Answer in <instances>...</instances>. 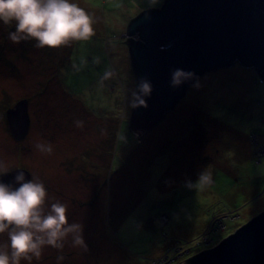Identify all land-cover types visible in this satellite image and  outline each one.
Listing matches in <instances>:
<instances>
[{
  "label": "rangeland",
  "instance_id": "rangeland-1",
  "mask_svg": "<svg viewBox=\"0 0 264 264\" xmlns=\"http://www.w3.org/2000/svg\"><path fill=\"white\" fill-rule=\"evenodd\" d=\"M71 2L93 18L88 41L58 49L37 48L31 38L14 44L15 24L0 23V162L44 184L45 212L66 204L86 245L72 247L69 238L62 249L45 246L31 264H180L264 211V83L255 71L235 64L207 73L137 142L126 29L164 0ZM105 72L112 74L102 81ZM18 100V122L30 119L19 140L3 111ZM37 143H50L52 154ZM205 170L212 185L190 188ZM220 219L226 230L210 236L218 226L209 223ZM202 239L207 245L197 246Z\"/></svg>",
  "mask_w": 264,
  "mask_h": 264
},
{
  "label": "water",
  "instance_id": "water-1",
  "mask_svg": "<svg viewBox=\"0 0 264 264\" xmlns=\"http://www.w3.org/2000/svg\"><path fill=\"white\" fill-rule=\"evenodd\" d=\"M125 38L135 75L134 92L139 94L143 80L151 85L150 94L142 97L145 105L131 107L129 128L137 142L207 73L238 64L254 70L264 83V0H164L159 8L134 17ZM175 69L192 72L194 77L172 87ZM21 104L6 111L18 140L25 137L29 127L28 115L24 123L16 118ZM20 171L25 181L30 179L29 172L22 169L2 173L0 182L18 188L15 176ZM180 264H264V211L217 245Z\"/></svg>",
  "mask_w": 264,
  "mask_h": 264
},
{
  "label": "clouds",
  "instance_id": "clouds-1",
  "mask_svg": "<svg viewBox=\"0 0 264 264\" xmlns=\"http://www.w3.org/2000/svg\"><path fill=\"white\" fill-rule=\"evenodd\" d=\"M160 3L161 0H149L150 6ZM0 23L15 24V31L8 34V39L14 44L31 38L36 41L35 47L40 49H58L72 41H88L95 34L92 16L71 0H0ZM111 74L105 72L102 81ZM193 77L192 72L175 69L171 86L177 87ZM150 92V83L141 81L139 94L133 92L131 107L144 106L142 97ZM76 125L81 127L83 122L77 121ZM35 147L43 154L51 155L53 152L50 143H37ZM6 171L0 162V174ZM15 181L20 185L15 189L0 182V234L7 232L8 239L7 243L0 244V264H21V260L31 264L33 258L38 260L41 257L45 246L62 249L69 238L72 247L86 248L82 226L69 223L66 204L59 201L51 203L50 210L45 212L43 206L47 192L44 184L38 178L25 181L22 171L17 173ZM212 183L211 172L205 170L189 187L203 191Z\"/></svg>",
  "mask_w": 264,
  "mask_h": 264
},
{
  "label": "trees",
  "instance_id": "trees-1",
  "mask_svg": "<svg viewBox=\"0 0 264 264\" xmlns=\"http://www.w3.org/2000/svg\"><path fill=\"white\" fill-rule=\"evenodd\" d=\"M44 52H48V51H44ZM256 83H257V82H256ZM8 109H9V107H5L4 110H3L4 113H6V111H7ZM221 220H222V219H220V220H211V222L209 223V225H211V223H213V224L217 225L218 228H213V229H212V226H210L211 231L214 230V229H215V230L217 229V232H215V233H213V234H210V236H212V235H214V234L220 232V229H222L223 232L226 230V226L221 222ZM209 225H208V226H209ZM220 226H221V228H220ZM238 227H239V226H238ZM208 228H209V227H208ZM232 232H234V230H233ZM230 233H231V232H230ZM227 235H228V234H227ZM227 235H226V236H227ZM226 236H225V237H226ZM210 239L212 240V243H213V242H214L213 238L211 237ZM221 240H222V239H221ZM218 242H219V241H218ZM218 242H217V243H218ZM199 245H205V246H206L207 244H205V243H204V240L202 239V241H201L200 243L197 244V246H199ZM213 246H214V245H213ZM213 246H212V247H213ZM205 250H206V249H205ZM201 251H202V250H201ZM199 252H200V251H199ZM191 256H193V255H191ZM125 257L127 258V255H126ZM184 258H185V257H184ZM178 261H180V263H181L183 260L180 259V260H178Z\"/></svg>",
  "mask_w": 264,
  "mask_h": 264
},
{
  "label": "flooded vegetation",
  "instance_id": "flooded-vegetation-1",
  "mask_svg": "<svg viewBox=\"0 0 264 264\" xmlns=\"http://www.w3.org/2000/svg\"><path fill=\"white\" fill-rule=\"evenodd\" d=\"M19 102H20V100H18V101H16L15 103H13V104L9 107V109H15V108H16V105H17ZM27 102H28V101H27ZM67 109H68V106H67ZM67 112H68V110H67ZM6 119H7V118H6ZM28 120H30V119L28 118ZM7 122H8V121H7ZM66 123H67V122H66ZM8 128H10V127H9V124H8ZM28 129H29V128H28ZM10 130H11V129H10ZM58 131H59V130H58ZM58 131H57V132H58ZM27 134H28V132H27ZM26 136H27V135H26ZM26 136H25V137H26ZM25 137H24V138H25ZM14 138H15V136H14ZM24 138H23V139H24ZM15 139H16V138H15ZM26 169H27V168H26ZM32 173L34 174V171H33ZM32 173H31V174H32ZM33 174H32V175H33ZM33 178H34V175H33ZM33 178H31V180H32ZM57 189H58V188H56V191H58ZM85 196H86V195H85ZM88 224L91 225V222H88Z\"/></svg>",
  "mask_w": 264,
  "mask_h": 264
}]
</instances>
